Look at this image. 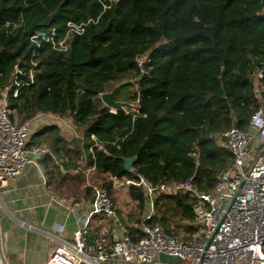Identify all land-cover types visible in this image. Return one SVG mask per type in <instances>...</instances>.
<instances>
[{"label": "trees", "instance_id": "16d2710c", "mask_svg": "<svg viewBox=\"0 0 264 264\" xmlns=\"http://www.w3.org/2000/svg\"><path fill=\"white\" fill-rule=\"evenodd\" d=\"M62 40L64 50L55 47ZM262 64V0H0V89L9 87L10 108L24 119L71 115L98 172L119 178H193L211 191L219 171L233 164L217 133L247 129L264 103L254 84ZM16 66L34 71L33 82L19 77L17 95ZM131 79L137 91L127 101L136 109L127 111L124 101L112 112L100 95L129 81L117 93L122 100ZM93 135L103 149L90 150ZM134 155L126 170L125 158ZM105 186L111 193L112 180ZM135 189L143 208L144 194ZM163 199L193 217L190 196L163 194L157 207ZM150 222L167 226L155 216Z\"/></svg>", "mask_w": 264, "mask_h": 264}, {"label": "built area", "instance_id": "2783aa9c", "mask_svg": "<svg viewBox=\"0 0 264 264\" xmlns=\"http://www.w3.org/2000/svg\"><path fill=\"white\" fill-rule=\"evenodd\" d=\"M41 35L38 32L33 40ZM55 47L64 50L68 45L62 40ZM144 59L137 58L143 73ZM263 65L258 66L255 74L262 90ZM21 75L34 81L33 70L27 73L16 66L12 77L13 84L17 85L15 95L23 85L19 82ZM8 89L0 99V186L16 180L35 162L29 148L34 119L15 117L7 99ZM259 94L257 98L263 102ZM124 108L129 111L126 105ZM111 111L116 112L117 108L111 107ZM92 138V152L104 148L95 135ZM218 138L233 155V164L219 171L211 191L200 189L193 178L155 184L143 176H114L112 190L132 185L140 188L148 212L139 222L136 235L120 227L110 238L106 225L92 227L91 220L98 216L101 223L111 220L118 224L115 202L108 189L91 184L93 200L89 217L75 232L74 241L60 242L46 264H102L105 261L148 264L160 253L179 259V264H264V103L252 114L247 129L233 126L218 134ZM163 194L188 195L193 200V223L199 231L191 241L173 236L162 223L150 222L155 216L156 200ZM0 264H8L1 234Z\"/></svg>", "mask_w": 264, "mask_h": 264}, {"label": "crops", "instance_id": "0c3cea01", "mask_svg": "<svg viewBox=\"0 0 264 264\" xmlns=\"http://www.w3.org/2000/svg\"><path fill=\"white\" fill-rule=\"evenodd\" d=\"M30 119L34 120L29 148L35 162L16 180L0 186V234L8 264H46L60 242L74 241L75 232L89 217L93 200L90 185L106 188L105 184L114 177L111 173L98 172L90 161L89 141L71 115L39 112ZM125 189H111L118 224L111 220L101 223L98 216L91 220L92 227L106 225L110 238L120 227L136 235L139 222L148 212L145 202L141 208L143 217L134 221L136 211L129 214L121 205L117 207L114 196L119 198ZM166 201L163 199L156 206L155 218L167 222L164 226L173 236L191 241L199 231L193 217L184 216L177 202ZM102 264L134 263L105 261ZM148 264H179V259L160 253Z\"/></svg>", "mask_w": 264, "mask_h": 264}, {"label": "rangeland", "instance_id": "374dc122", "mask_svg": "<svg viewBox=\"0 0 264 264\" xmlns=\"http://www.w3.org/2000/svg\"><path fill=\"white\" fill-rule=\"evenodd\" d=\"M132 80V79H131ZM132 84L129 88H127L123 94L121 95L122 97V101H126L129 104H126V108H132V109H136V104L134 102H128L127 100H129V97L131 95H133L136 91H137V82L136 79L132 80ZM255 86H256V96H260L259 92L262 91V85H260V81H257L255 79ZM5 89L2 90L0 89V99L4 97L5 95ZM16 114V118L18 120H23L24 118L19 116L17 113ZM30 119V118H27ZM218 134L217 133V138H218ZM219 139V138H218ZM87 182V180H85ZM93 185V184H92ZM95 186H99L98 184H94ZM124 189V188H123ZM130 188L125 189V191H123L120 195L119 198H117L116 196H114L117 207H120V205L123 207V209L125 210V212L131 214L132 212L136 211V214H134L135 216H137L136 218H133L132 220L137 221L140 220L144 215L143 212H141L142 207L140 206L139 200L137 199V197H135L136 194L139 193V190H133V193L131 194V191H128ZM145 202V199H144ZM143 215V216H142ZM142 216V217H141Z\"/></svg>", "mask_w": 264, "mask_h": 264}, {"label": "water", "instance_id": "95a60500", "mask_svg": "<svg viewBox=\"0 0 264 264\" xmlns=\"http://www.w3.org/2000/svg\"><path fill=\"white\" fill-rule=\"evenodd\" d=\"M262 2L264 4V0H262ZM262 72L264 74V65H263ZM128 83H129V81L123 82V83L117 85L116 87H114L111 91L102 93L100 96H101L103 103L109 107H114V108L122 107L125 104V102L122 100H117L116 96H117V93L119 92V90L121 89V87H123L124 85H126ZM137 158H138L137 155L125 158L126 170H132V167H133L135 161L137 160Z\"/></svg>", "mask_w": 264, "mask_h": 264}, {"label": "clouds", "instance_id": "9594fccd", "mask_svg": "<svg viewBox=\"0 0 264 264\" xmlns=\"http://www.w3.org/2000/svg\"><path fill=\"white\" fill-rule=\"evenodd\" d=\"M107 106V105H106Z\"/></svg>", "mask_w": 264, "mask_h": 264}]
</instances>
